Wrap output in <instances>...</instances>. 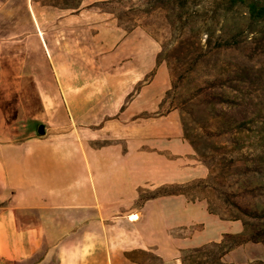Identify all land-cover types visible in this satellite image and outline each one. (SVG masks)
Here are the masks:
<instances>
[{
    "label": "crops",
    "instance_id": "crops-1",
    "mask_svg": "<svg viewBox=\"0 0 264 264\" xmlns=\"http://www.w3.org/2000/svg\"><path fill=\"white\" fill-rule=\"evenodd\" d=\"M95 21L88 11L56 14L35 0H0V264H182L186 250L241 231L204 201L144 196L203 179L207 168L175 111L138 118L158 104L157 82L146 84L127 112L104 120L139 80L96 68ZM47 70L51 82L40 75ZM25 89L46 94L52 110L39 101L46 110L29 116ZM12 119L55 126L5 140ZM256 258L264 259L262 246H239L221 261Z\"/></svg>",
    "mask_w": 264,
    "mask_h": 264
},
{
    "label": "rangeland",
    "instance_id": "rangeland-1",
    "mask_svg": "<svg viewBox=\"0 0 264 264\" xmlns=\"http://www.w3.org/2000/svg\"><path fill=\"white\" fill-rule=\"evenodd\" d=\"M35 1L56 14L93 13L96 68L110 76L121 74L127 83L139 80L132 89H122L130 91L122 108L114 114L111 106L104 120L127 112L149 82H157L162 94L154 110L138 118L177 113L183 137L207 176L144 196L183 193L188 200L204 201L221 220L238 222L241 231L222 240L229 248L226 253L239 246L264 248V15L249 10L250 4L264 8V0ZM40 75L52 81L49 70ZM24 93L29 116L52 110L46 94ZM39 101L46 102V109ZM63 111L68 116L66 107ZM8 123L11 132L3 139L10 141H22L40 126L45 132L55 126L48 121ZM66 124L68 120L61 125ZM235 240L243 243L234 246ZM221 251L217 244L186 250L182 264H226ZM254 251L255 257H263ZM247 264H264V259Z\"/></svg>",
    "mask_w": 264,
    "mask_h": 264
},
{
    "label": "trees",
    "instance_id": "trees-1",
    "mask_svg": "<svg viewBox=\"0 0 264 264\" xmlns=\"http://www.w3.org/2000/svg\"><path fill=\"white\" fill-rule=\"evenodd\" d=\"M238 1H243V0H238ZM249 10L252 14L256 15L258 14L259 16L264 15V8H257L254 4L249 5ZM166 194H183V193H176V192H159L155 195H166ZM243 243V240H235L233 242V245H239ZM218 247L222 248L221 254L226 253L229 248L225 247V241H222L221 243L217 244Z\"/></svg>",
    "mask_w": 264,
    "mask_h": 264
},
{
    "label": "water",
    "instance_id": "water-1",
    "mask_svg": "<svg viewBox=\"0 0 264 264\" xmlns=\"http://www.w3.org/2000/svg\"><path fill=\"white\" fill-rule=\"evenodd\" d=\"M38 132H39V134H42V133L44 132L42 126H40V127L38 128Z\"/></svg>",
    "mask_w": 264,
    "mask_h": 264
}]
</instances>
